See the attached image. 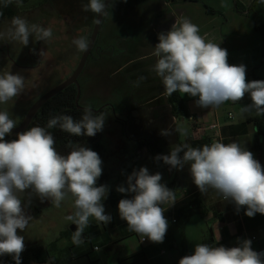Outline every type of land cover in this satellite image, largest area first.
Instances as JSON below:
<instances>
[{
    "label": "clouds",
    "instance_id": "obj_1",
    "mask_svg": "<svg viewBox=\"0 0 264 264\" xmlns=\"http://www.w3.org/2000/svg\"><path fill=\"white\" fill-rule=\"evenodd\" d=\"M11 2L4 0L5 6ZM15 2L20 6L23 0ZM259 3L264 4V0ZM81 7L84 12L94 13V22L99 24L102 19L97 16L109 15L112 3L88 0ZM30 37L47 43L53 38V30L14 16L8 29L0 31V40L7 38L23 46L29 44ZM158 41L152 52L156 57L152 71L161 79L164 95L187 94L195 98V105L201 109L218 108L229 101L237 104L248 95L251 103L241 106L240 114L264 116V80L246 81V66L229 64L227 50L202 36L199 26L189 18L176 19L169 31L158 34ZM72 43L79 52H86L90 41L81 35ZM44 54L40 52L41 56ZM24 89L25 78L19 73L0 74V104H7ZM104 122L105 114H94L87 105L79 120L67 114L55 115L46 126H32L17 133L16 139L7 140L5 137L12 134L16 120L8 111L0 110V256L10 255L15 264H21L25 238L17 230L24 232L33 219L25 211L33 196L42 202L50 201L56 208L71 196L74 211L65 220L76 225L72 234L76 246L84 242L83 234L90 220L100 225L111 222L103 204L109 188L97 186L102 175L98 153L73 141L67 143V153L58 152L55 137L49 131L58 128L73 136L94 137L103 130ZM173 131L181 136L188 134L183 127L165 129L161 134L168 136ZM155 160L177 170L189 166L201 193L214 190L224 201L234 203L237 212L246 207L248 217L264 214V167L236 141H216L200 147L175 144L169 154L157 155ZM161 180V173L150 174L147 167H140L127 176V187L116 188L119 193L132 194L118 202L119 217L127 222L128 231L153 243L163 242L169 226L164 212L177 200L176 192ZM251 243L249 239L240 241L237 247L198 243L194 252L182 257L179 264H264V252L254 251Z\"/></svg>",
    "mask_w": 264,
    "mask_h": 264
},
{
    "label": "rangeland",
    "instance_id": "obj_2",
    "mask_svg": "<svg viewBox=\"0 0 264 264\" xmlns=\"http://www.w3.org/2000/svg\"><path fill=\"white\" fill-rule=\"evenodd\" d=\"M151 1L152 0H113L111 2L112 7L109 9V15L103 17L93 52L89 56L81 74V80L85 85V92L83 91L84 98L81 100L82 104L90 105L94 111H97V115L99 113L105 114V122L103 130L101 131V145L103 151L98 153L102 160V175L97 181V186L107 185L109 188L108 196L103 201V204L106 214H110L112 217L111 222L107 225H100L97 224L94 219L90 220V226L85 229V233L83 234L84 242L81 245L76 246L72 243V234L74 231L71 230V226L74 224L65 220V217L74 211L71 196L62 202L60 208L52 206L51 202L48 200L42 202L38 197L33 196L31 204L25 209L26 214L30 215L33 219L30 221L29 226L24 232H21L19 229L17 230L18 234L25 238V249L21 253V258L25 256L26 251L30 246L36 244L41 245L52 252L56 258L54 264H91L90 260L93 261V254L95 253L96 255L99 253L97 250L91 251V244H93V246H101V253H105L110 257L111 251L104 247L106 244L104 240L105 235L103 233L104 228L109 232L111 231L112 222L120 224L124 220L119 217L118 205L113 206L112 203L107 201L109 198L114 197L116 202H119L120 199L131 198L132 195L130 193H119L116 191V188L120 185L127 187V176L130 175L134 169L139 170L140 167H147L150 174H155L157 172L161 173V183L165 184L169 189L172 187L171 182L174 177V168H170V166L166 165L162 160L156 161L155 157L157 155L154 156L150 145L152 144L151 142L153 139L157 138L159 132L158 128L160 127H158L159 122L162 127L165 126L166 123L172 121L170 109L168 108L156 112L154 114L156 115V118H154L152 113L149 112L148 114L149 110L147 109L151 108V104L146 106L147 112L139 109H136V112L133 111V108L137 107L138 98L130 99L127 96L128 92L126 91V89L128 90L130 87V84H137L130 83L132 67H128L118 77V85L120 86H117L119 90L118 92L117 89L111 91V82L107 79V71L105 67V53L109 52L110 46L125 48L124 51H118V53H120L117 59L118 64L136 60L143 54H150L153 51L155 45L152 38L156 35V32L159 31V24L153 17L150 18V16H152L150 10H159L162 8L163 3L162 0H153L156 2ZM223 1L224 0H218L221 6H224ZM87 2L88 0H23L20 6H17V4L15 6L17 9L16 16H21L29 22L30 20L28 17L32 16V20L37 21L41 17H46L50 14L53 15L54 12L63 9L71 15L78 17L80 21V36H87L88 39H90L95 23V14L90 11H82V4ZM215 2L216 1L214 0H205L204 3L199 2L198 7H200V9H195L192 17L193 23L199 26L202 17L201 12L206 11L205 5L215 7ZM219 4L217 6H219ZM136 10H140L139 15H141V18L136 16ZM115 12L118 13L117 17H115ZM226 16L229 18V23L224 25L225 28L222 33L225 36L223 40L225 43H223L222 47L228 52V63L231 65H245L246 81L264 80V55L261 45L258 46L252 43L247 44L243 42L241 48H239L240 44H233L237 41L236 35L229 32V27H231L229 25L233 20L230 18V15L227 14ZM55 20V18L42 19L41 25L43 26L45 25L43 23H47V26H50L51 22H54ZM10 24V20L0 21V31H6ZM61 38H65L64 44L60 46L61 48H58L55 44ZM3 41L10 43L11 54L15 57L23 56L28 48L35 47V42L32 37L29 38V44L27 46H23L21 43L8 40L7 38L0 40V43ZM72 41V37L69 41L65 33H60V36L53 34V38L41 47L40 51L45 52V54L42 57L41 67L37 71L19 69L13 63L5 59L4 53H0V74L10 71L13 74L19 73L22 75L25 78V83H27L25 87V89H27L26 95H30L31 92L35 94L40 91L42 93L49 91L66 79V77H69L79 64L83 52H79L74 46L76 53L73 55ZM152 61L153 58H150L143 63V65L148 64L149 66ZM123 79L126 81H122ZM113 83V85H115V82ZM109 93L113 95L122 94L123 96L122 99H118L116 97H110L112 95H109ZM121 103L123 107H121ZM250 103L251 100L248 96V99L242 105H230L225 112L226 114H228L227 112H232L234 116L237 117L238 114H240V107ZM109 104L111 107H109ZM27 105L28 104L21 103L20 108H25ZM101 108H103L102 112H100ZM129 110L131 111V115L137 117V119L140 118V113H142L143 116L146 114V118H144L142 123H148V125H144L145 135H142L144 138V143L142 145L143 151L137 154V156L136 153L140 147L128 139L126 137L127 135L121 137V132L114 130L117 127L115 119L119 118L118 120L125 123L126 121L124 120L126 117L122 112ZM251 115H255V113H252ZM257 119L259 120L258 122L260 123L259 125L261 128L264 129V116H259ZM122 122L118 123L121 124ZM176 124L177 127L187 129V133L189 134L190 122L188 118L179 116L177 117ZM49 131L53 133L56 130L50 129ZM128 133L129 135L134 136L131 131H128ZM175 136L176 135L172 132V134L166 136V138L172 139ZM185 137L186 140H189L191 136H181V140L183 141ZM78 143L86 147L88 146L83 141ZM153 143H155V141H153ZM157 147L159 150H162L160 151V155H167L170 153L171 147L155 146V149H157ZM56 150H58V148H56ZM68 151L69 149L65 152L67 153ZM121 151H124V154H120ZM180 155L182 156V153H180ZM125 157H128L130 160L126 161ZM132 159L135 160L134 165ZM124 163L129 165V168L131 169L130 171L124 169ZM24 202L27 203V200ZM99 229L101 230L102 235L93 236L94 232ZM124 232L128 233L130 231L126 228ZM89 233L91 241L89 240ZM177 235L178 237L176 238L181 239L182 233ZM133 237H128L127 241H130L131 239L138 240L136 235ZM130 242H132V240ZM80 252H85V254H81L83 256H80L78 260L71 262L70 258L72 257V254L76 257ZM87 252L90 254L89 256L91 259L87 257ZM186 253L187 251H182V254ZM4 258L12 259L10 255L0 256V263ZM30 261L32 262L33 260Z\"/></svg>",
    "mask_w": 264,
    "mask_h": 264
},
{
    "label": "crops",
    "instance_id": "obj_3",
    "mask_svg": "<svg viewBox=\"0 0 264 264\" xmlns=\"http://www.w3.org/2000/svg\"><path fill=\"white\" fill-rule=\"evenodd\" d=\"M214 1H216V6L210 7L216 11L215 13H208L207 11L201 12L202 17L201 22L199 23V29L202 36H205L206 39L212 40L217 44H221L220 47H222L223 43H225V41H223L225 36L222 32L225 28L224 25L229 23V18L226 16L228 14L233 20L229 25L231 26L229 27V32L234 33L237 37V41L233 44H240L239 48H241L243 42L247 44L252 43L258 46L261 45L262 47L260 35L255 30L252 20L249 16L241 15L235 11L233 0H224V6H221L218 0ZM240 1L245 6H248L254 0ZM151 2L156 1L152 0ZM162 3V8L159 10H150L152 13L150 18L153 17L159 24V31L156 32V35L160 32L169 31L171 26L175 23V20L180 17H187L193 22L192 17L195 9H200L198 3L186 0H162ZM218 4L219 6H217ZM118 13H116L115 17H117ZM139 14L140 10H136V16L141 18V15ZM124 50L125 48L119 46H110L109 52L105 53V67L107 71V79L111 82V91L116 89L117 92L119 91L118 87L120 86L118 85V77L131 66L132 75L130 77V83L137 84H130V87L128 90L126 89V91L128 92L127 96L130 99L138 98V103L136 102L137 107H134L133 111L136 112V109H139L147 112V110H149V114V112L156 113L168 109L169 106L166 103V95L163 93L164 87L161 79L156 76L154 71H152L153 65L156 62V57L152 55L153 51L150 54H143L136 60L118 64L117 59L120 54L118 51ZM150 58H153L152 63L149 64V66L148 64L143 65V63ZM141 77L144 79H140ZM122 81L125 82L126 80L123 79ZM113 82H115V85H113ZM180 94L189 112L190 125L188 135L191 137L189 140H186L185 137L182 141L181 135L178 134L177 136L175 131H173V134L176 136L172 139L166 138L165 135L161 134L162 130L171 128L174 130L177 128V118L172 117V121L166 123L165 126L161 127L159 122V132L157 138L153 139L155 143L152 141V144H150L151 146L172 147L175 144H190L191 140L202 139L208 140V144L216 141L225 144L236 141L248 151H251L254 154V158L261 163L262 167H264V129L261 128L259 125L260 123L257 121L259 116L251 114H245L242 116L241 114H238L237 117L234 116L233 119H229L228 114L225 112L230 105H242L248 99V95H245V97L237 104H233L229 101L225 102L218 108L201 109L195 105V98L190 97L187 94ZM109 95H112L110 97H116L118 99H122L123 96L122 94L113 95L110 93ZM149 104L152 106L146 110V106ZM109 107H111L110 104ZM121 107H123L122 103ZM122 114L125 115L126 122L124 123L121 120H118L119 118H116L117 127L114 130L120 131L121 137L127 135L126 137L128 139L140 147L136 153L137 156V154L143 151L142 145L144 143V138L142 135H145L144 125H148V123L144 124L142 122L144 118H146V114L143 116V114L140 113L139 119L133 117L130 110L124 111ZM118 122L122 123L120 124ZM210 125H216V129H208V126ZM197 127H201L199 131L200 135L196 132V130H198ZM128 131H131L134 136L129 135ZM160 151L162 150H159L157 147L155 152H153L154 156L160 155ZM120 154H124V151H121ZM125 158L126 161L130 160L128 157ZM132 163L134 165L135 160H133ZM123 167L127 171L131 170L127 163H124ZM173 175L174 177L171 182L172 187L170 189L176 192L177 200L175 204L168 207L164 213L188 208L192 205L193 201L198 199L201 205L206 209V214L204 216L194 215L190 217L186 224L181 228H176L172 225V222L167 219L169 226L162 243H153L148 239L145 243H141L140 236L138 235H136L138 240L131 239L132 242H130L131 240L127 241L128 237H133L135 235L134 232H124L127 228V222L123 221L120 224L112 222L111 231L108 232L106 228H104L103 231L106 243L104 247L111 251L110 257L105 253H101V246H93V244H91V251L98 250L99 252L96 255L95 253L93 254V261L90 260L91 264H175L182 257V251H187V253L192 254L195 245L203 243L204 240L211 235L213 237L212 242H210L212 246L222 245L225 247H237L239 246L240 241L249 239L252 242L251 247L254 251L264 252V214L256 213L253 217H248L245 215L246 207H241L239 212H237L234 203L224 201L214 190L209 189L207 193H201L194 184L189 171V166L187 167V165L181 171L174 169ZM107 202H109V200ZM117 205L118 202L113 204V206ZM164 207H167V205ZM180 233H182L181 239L176 238L178 237L177 234ZM95 235H102L101 230H96L93 236ZM90 238L89 233V240ZM95 247H98V249H95ZM49 253L51 256L50 261L45 263L30 261L29 264H54L56 258L50 250ZM81 254H85V252H80L76 257L72 254V257L70 258L71 262L76 261L80 256H83ZM89 255L90 254L88 253L87 257L91 259Z\"/></svg>",
    "mask_w": 264,
    "mask_h": 264
},
{
    "label": "trees",
    "instance_id": "obj_4",
    "mask_svg": "<svg viewBox=\"0 0 264 264\" xmlns=\"http://www.w3.org/2000/svg\"><path fill=\"white\" fill-rule=\"evenodd\" d=\"M189 2L195 3H204V0H186ZM234 9L237 13L241 15H247L252 20L255 30L260 35L262 42V51L264 55V4H260L259 0H254L249 6H245L240 0H233ZM16 2L12 0L11 3H8L5 6L4 0H0V20L5 18L14 17L17 14ZM205 9L208 13H215L216 11L208 5H205ZM153 43L156 45L158 41V34L154 35ZM75 97L76 90L75 88H68L64 91L60 92L52 99H50L42 108V113L40 118L37 119L38 122L47 123L48 119L52 116L59 114H67L73 116L74 119L79 120L83 115V109H78L75 105ZM166 103L168 104L172 117H185L190 119L189 112L186 104L184 103L181 94L179 92L173 93L170 97L166 96ZM103 111V108L100 109V112ZM94 114H96L94 112ZM153 115L155 114L152 113ZM156 118V115H154ZM259 121V120H257ZM156 123V122H155ZM164 125V124H163ZM155 128V126H154ZM52 134L55 137V147L58 148V152L66 153L65 151L68 149L66 147L69 141L73 142H85L88 148L92 149L97 153H101L102 145H101V131L98 132L94 137L88 136H73L66 132L55 129ZM177 136L179 133H177ZM190 144L193 147H200L204 144H208V140H191ZM151 150L155 152V145L151 146ZM109 202L114 204L116 199L114 197L109 198ZM206 214V209L201 205L200 201L196 199L192 202V205L185 209H180L177 211H169L164 213L166 219H169L172 222V219L175 218L176 222H172V225L175 227H182L186 224L188 219L194 215L204 216ZM212 235L209 236L203 243L209 244L212 246L210 242H212ZM190 255L189 253L183 254ZM181 257V258H182ZM180 258V259H181ZM30 260H33L37 263H45L51 260V256L49 253V249L41 246L34 245L30 246L24 257L21 258V264H29ZM0 264H15V261L10 258H4V260ZM175 264H179V261Z\"/></svg>",
    "mask_w": 264,
    "mask_h": 264
},
{
    "label": "flooded vegetation",
    "instance_id": "obj_5",
    "mask_svg": "<svg viewBox=\"0 0 264 264\" xmlns=\"http://www.w3.org/2000/svg\"><path fill=\"white\" fill-rule=\"evenodd\" d=\"M12 18L13 17H10V18L8 17V18H5V19H1L0 21H3V20L4 21L5 20H10L11 21ZM28 18L30 20V23H37V24H40V25L42 24V19H46V18L53 19V18H55L56 20L54 22H51L50 26H47V23H43V24H45L43 26L51 27L52 30H53V34H57L58 36H60V33L61 34L65 33L66 37L68 38L69 41H70L71 37H72V39H74V38H77V37L80 36V21H79L78 17H75V16L71 15L69 12H66L63 9L54 12L53 15L50 14V15H47L46 17H41L37 21H33L32 20V18H33L32 16H29ZM64 39L63 38L59 39L58 42L55 45L58 46V48H59L61 45L64 44ZM34 42H35V47L28 48L26 53L23 54V56L15 57V56H12V54H11L10 43L3 41V42L0 43V53H4L5 54V59L7 61H10L11 63H13L19 69H24V70H27V71H37V70L40 69L41 64H42V57L43 56L40 55V52H41L40 50H41V47L45 44V42H43V41H35V40H34ZM73 51H74L73 55H75L76 49H75L74 45H73ZM92 52H93V50H92ZM81 76L82 75H80L78 77V82H79V85H80V88H81V94H80V98H79V102H78L80 107L75 102L76 101V97H75V101H74L75 105H76V107L78 109H84V107L87 106V104L84 105L81 102L82 98H84L83 91L85 92V85H84V83L81 80ZM69 77H66V79H64L62 82L67 80ZM61 83H59V84H61ZM89 84H90V82H89ZM26 85H27V83H25V87H26ZM71 87L75 88L76 96H77V85L76 84H72V85L68 86L66 89L71 88ZM26 90L27 89H24L23 93H21L18 97L14 98L13 100L9 101L7 104H0V110L8 111L9 114H10V117L16 120V127H19L23 123L27 113L29 112L31 107L36 103V101L39 100L43 95H45L48 92V91H45L44 93H42L40 91V92H37L35 94H33L31 92L30 95H26ZM21 103L22 104H28V105L25 108H23V107L20 108ZM42 108L43 107H41L36 112V114L32 118V120L29 123L28 127L26 128V130H28L32 126H42V127L46 126V123H42V122H38L37 121V119L40 118V115L42 113ZM124 121H126V120H124ZM5 139H7V140L16 139V134L12 133L10 136H6Z\"/></svg>",
    "mask_w": 264,
    "mask_h": 264
},
{
    "label": "water",
    "instance_id": "obj_6",
    "mask_svg": "<svg viewBox=\"0 0 264 264\" xmlns=\"http://www.w3.org/2000/svg\"><path fill=\"white\" fill-rule=\"evenodd\" d=\"M112 1L113 0H106V3H111ZM97 19H102L103 20V17L102 16H97ZM102 20H101V22L99 24L94 23L92 34H91L90 39H89V41H90L89 48H88V50L86 52H83V54L81 56V59L79 61V64H78L77 68L74 70L73 74L67 80H65L64 82H62L61 84H59L55 88L51 89L45 95H43L39 100H37L36 103L31 107V109L27 113L23 123L19 127H15L14 129H12V133L17 134L19 132L25 131L26 128L28 127L29 123L31 122L32 118L36 114V112L41 107H43V105L48 100H50L51 98H53L54 96H56L57 94H59L60 92H62L64 89H66L68 86H70L72 84H76L77 85V96H76V101L75 102L79 106L78 102H79V98H80V94H81V88H80V85H79V82H78V77L82 74V72L84 70V67L86 65V62H87L89 56L92 54V50L94 48L96 39H97L99 31H100ZM94 112L97 113V111H94ZM71 230L75 231L76 230V225L71 226Z\"/></svg>",
    "mask_w": 264,
    "mask_h": 264
},
{
    "label": "built area",
    "instance_id": "obj_7",
    "mask_svg": "<svg viewBox=\"0 0 264 264\" xmlns=\"http://www.w3.org/2000/svg\"><path fill=\"white\" fill-rule=\"evenodd\" d=\"M228 118H229V119H233V118H234V115H233L232 112L228 113ZM200 128H201V127H197L198 130H196V132H197L198 135H200V134H199ZM208 129H210V130L216 129V125H210V126H208ZM172 222H176V219L173 218V219H172ZM134 234L137 235L136 233H134ZM140 241H141V243H145V242L147 241V238H144V239L142 240V237H140ZM95 249H98V247H95Z\"/></svg>",
    "mask_w": 264,
    "mask_h": 264
}]
</instances>
